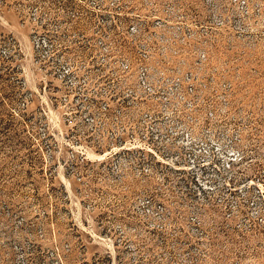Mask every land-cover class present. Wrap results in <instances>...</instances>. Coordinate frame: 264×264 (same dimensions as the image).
Wrapping results in <instances>:
<instances>
[{
    "label": "rangeland",
    "instance_id": "obj_1",
    "mask_svg": "<svg viewBox=\"0 0 264 264\" xmlns=\"http://www.w3.org/2000/svg\"><path fill=\"white\" fill-rule=\"evenodd\" d=\"M0 264H264V0H0Z\"/></svg>",
    "mask_w": 264,
    "mask_h": 264
}]
</instances>
